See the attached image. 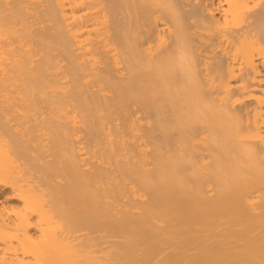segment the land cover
<instances>
[{
	"label": "bare ground",
	"instance_id": "obj_1",
	"mask_svg": "<svg viewBox=\"0 0 264 264\" xmlns=\"http://www.w3.org/2000/svg\"><path fill=\"white\" fill-rule=\"evenodd\" d=\"M0 264H264V0H0Z\"/></svg>",
	"mask_w": 264,
	"mask_h": 264
},
{
	"label": "rangeland",
	"instance_id": "obj_2",
	"mask_svg": "<svg viewBox=\"0 0 264 264\" xmlns=\"http://www.w3.org/2000/svg\"><path fill=\"white\" fill-rule=\"evenodd\" d=\"M51 133H53V131H51V128L49 130ZM71 178V174H68V179ZM95 178L93 177H88L85 175H81L78 177V187H77V191H78V195L80 196V202L81 204H92L91 208L92 209H96V207H98L99 205L103 204V198L105 196V193L102 191H97L91 188V186H93V180ZM168 205V204H167ZM194 205H203V204H194ZM225 205V204H212V207H216L217 209H215L216 211H218L219 206ZM215 212V211H214ZM110 213H107L106 215H103L104 219L107 221V229H109V227L111 228H121V223H118V220H114L112 217L109 216ZM187 215H191L190 213ZM112 216V215H111ZM167 216H174L172 213L168 214V213H160L158 218L164 219V218H168ZM175 217V216H174ZM132 228L130 229V235H146L150 226L145 223L144 221H133L132 224Z\"/></svg>",
	"mask_w": 264,
	"mask_h": 264
}]
</instances>
